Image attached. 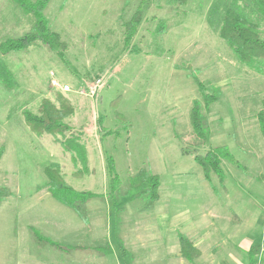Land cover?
<instances>
[{
  "label": "rangeland",
  "instance_id": "obj_1",
  "mask_svg": "<svg viewBox=\"0 0 264 264\" xmlns=\"http://www.w3.org/2000/svg\"><path fill=\"white\" fill-rule=\"evenodd\" d=\"M230 2L51 0L45 16L67 44L64 59L40 43L1 55L15 85L6 89L0 82V185L11 192L0 205V264H247L250 245L264 241V140L257 122L264 72L240 63L219 38L210 10ZM138 7L141 21L126 46L124 24ZM250 16L264 38V19ZM31 25V16L12 0H0V43L22 36ZM96 78L102 84L90 97L86 89ZM53 81L69 92L55 90ZM58 95L74 108L65 138L78 139L87 151L88 170L78 179L72 174L80 165L62 148L64 136H38L23 122L24 110L36 112L41 99L57 102ZM203 95L216 101L205 106ZM194 100L206 118V143L192 136ZM16 129L22 135L12 132ZM22 131L34 141L47 137L40 140L51 147L45 161L28 158L35 144L23 147ZM220 146L234 157L222 161V184L214 174L205 180L193 160V154ZM108 157L119 178L114 200L108 196ZM42 165L59 168L75 191L99 197L79 214L49 194L40 203L36 190L48 189ZM140 169L160 178V198L151 210L140 195L128 196V180ZM7 219H16L17 242ZM179 232L197 244L201 257L179 258ZM37 235L82 249L65 252ZM256 259L264 264V249Z\"/></svg>",
  "mask_w": 264,
  "mask_h": 264
},
{
  "label": "trees",
  "instance_id": "obj_2",
  "mask_svg": "<svg viewBox=\"0 0 264 264\" xmlns=\"http://www.w3.org/2000/svg\"><path fill=\"white\" fill-rule=\"evenodd\" d=\"M13 4L20 8L22 12L30 15L32 25L30 29L22 36L15 39H6L0 43V82L6 89H14V77L4 62L1 55L11 52L26 50L38 43L49 47L53 51L58 50V56L63 60V51L67 49V44L61 39L59 33L51 30L49 22L45 16V10L51 0H12ZM238 1L232 0L227 5L219 7L217 4L212 5L210 15L215 14L217 17L218 35L225 42L227 47L236 57V59L257 73L264 72V38L259 33V25L251 19L250 14L255 12L264 19V0H241L243 6ZM250 3L255 11L249 13L244 2ZM179 5H185L186 0H174ZM141 21V10L138 7L131 19L124 24L125 39L124 44L129 46L135 34V30ZM199 92H203L204 85L193 75ZM57 102L48 98L41 99L37 111L24 110L22 117L24 124L29 131L38 136L41 135H63L65 140L61 141L62 148L72 153V162L75 166L80 167L74 173L75 177L84 175L87 167V152L85 146L78 139L71 141L66 139V132L70 127L65 121L74 113V108L64 96H56ZM205 106L216 101L212 95H203ZM257 122L259 132L264 140V99L262 108L257 113ZM189 123L191 126L192 136L197 138L201 143H206L210 138L207 128L206 118L202 112V105L198 100H194L189 110ZM186 153V152H185ZM2 150H0V159ZM193 160L202 169L205 180L210 181V175L218 177V181L224 182L222 170V161L234 162V157L225 146L216 147L207 151L204 155L193 154ZM113 160L106 159V168L109 179L108 196L114 200L118 192L119 178L115 172ZM44 176L47 181V187L52 198L61 205L72 209L79 214L80 208L87 204L93 198L99 197L90 192H78L71 186L67 185L60 169L55 165H46L44 167ZM83 173V174H82ZM160 178L157 174L150 173L145 169H140L134 176L128 180V196L140 195L143 198V207L150 209L159 199ZM9 188L0 185V205L10 196ZM39 242L49 244L65 252L70 250H81V247H62L58 243L51 242L49 239L38 236ZM179 252L183 259L192 262L200 257V251L194 247L193 243L184 235L179 234ZM264 249V241L260 245H252L248 252V264H258L256 257H259ZM110 252L106 249V254Z\"/></svg>",
  "mask_w": 264,
  "mask_h": 264
},
{
  "label": "crops",
  "instance_id": "obj_3",
  "mask_svg": "<svg viewBox=\"0 0 264 264\" xmlns=\"http://www.w3.org/2000/svg\"><path fill=\"white\" fill-rule=\"evenodd\" d=\"M24 122V121H23ZM27 127V126H26ZM28 128V127H27ZM29 130V129H28ZM12 132H15V133H17L18 135L20 134V135H22L21 133H20V130H18V129H16V130H12ZM23 132V131H22ZM25 132V131H24ZM23 132V137L25 138V140H24V144H23V147H27V146H29V147H31L32 146V144H35V145H33V146H35V148H34V151L30 148L29 149V152H28V154H27V156H28V158L30 159V160H34L33 158H35L36 160L35 161H45L46 160V157L48 156V155H50V153H51V147L50 146H48V145H43V142L42 141H40V140H42L41 138H47V137H40L39 139H35V141L34 140H32L30 137H28V135H26V132L24 133ZM45 135V134H44ZM42 136V135H41ZM49 138V137H48ZM46 141L48 140V139H45ZM44 141V140H43ZM87 152V151H86ZM2 153H3V150H2ZM1 159H2V157H1ZM1 159H0V162H1ZM51 163V162H50ZM53 163V162H52ZM0 166H1V164H0ZM43 166V170H44V165H42ZM44 173V172H43ZM74 174V173H73ZM72 174V176L74 177V178H76V179H78V178H80V177H75L74 175ZM2 179V177H1V173H0V180ZM160 187V186H159ZM74 189V188H73ZM75 190V189H74ZM37 191V193L35 194L36 196H37V198H38V200H39V202L40 203H43L47 198H48V194H49V196L52 198V196L50 195V193H49V191H48V189L46 188V190L45 191H40V190H36ZM35 191V192H36ZM38 193H40L39 195H38ZM42 193H44V195L42 194ZM160 198V197H159ZM53 199V198H52ZM158 201H159V199H158ZM157 201V202H158ZM57 202V201H56ZM156 202V203H157ZM155 203V204H156ZM155 204H154V206H155ZM153 206V207H154ZM153 207L152 208H150V209H146V210H151V209H153ZM71 215H69V217H70ZM67 222H69V219L67 220ZM5 224L7 225V230L9 231V233L10 234H12L11 233V230H12V232H13V240L14 241H16L17 242V223H16V219H7L6 221H5ZM28 229H30V227H28ZM28 231H30V230H28ZM179 234H182V235H184V236H186L185 234H183V233H178L177 234V239H178V237H179ZM192 243H193V245H194V247L195 248H197L199 251H200V257L202 256V251L200 250V248L197 246V244L196 243H194L193 241H192V239L189 237V236H186ZM261 244V243H260ZM260 244H254V243H252L251 245H250V247L252 246V245H260ZM71 247H78L77 245H74V246H71ZM111 247V246H110ZM109 247V248H110ZM178 247H179V239H178ZM250 247H249V249H250ZM112 248V247H111ZM110 248V249H111ZM177 249V252L179 253L178 254V256H179V258H182L181 257V255H180V252H179V249H180V247L179 248H176ZM73 251V250H72ZM74 251H76V250H74ZM111 252H112V250L108 253V254H111ZM247 252H249V250L247 251ZM107 254V255H108ZM183 259V258H182ZM182 259H180V260H182ZM198 259V258H197ZM185 260V259H184ZM196 260V259H195ZM194 260V261H195ZM187 261V260H186ZM189 262V261H188ZM248 262H249V259H248V253H247V264H248Z\"/></svg>",
  "mask_w": 264,
  "mask_h": 264
},
{
  "label": "built area",
  "instance_id": "obj_4",
  "mask_svg": "<svg viewBox=\"0 0 264 264\" xmlns=\"http://www.w3.org/2000/svg\"><path fill=\"white\" fill-rule=\"evenodd\" d=\"M52 86L54 87L55 90H59V91H62V92H69V87L68 86H62L61 88H58L56 82H52ZM92 85H90L86 91H87V94H89L88 96L90 97H93L95 94H96V91L98 88H100L101 84H102V79L101 78H96L94 79V82L91 83ZM100 86V87H99ZM78 94L80 95H85L83 92L81 91H78Z\"/></svg>",
  "mask_w": 264,
  "mask_h": 264
}]
</instances>
